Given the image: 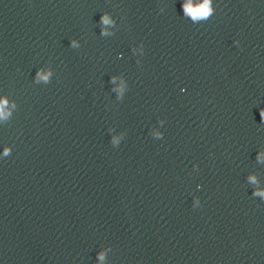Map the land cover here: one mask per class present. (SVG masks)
I'll list each match as a JSON object with an SVG mask.
<instances>
[{
  "label": "water",
  "instance_id": "obj_1",
  "mask_svg": "<svg viewBox=\"0 0 264 264\" xmlns=\"http://www.w3.org/2000/svg\"><path fill=\"white\" fill-rule=\"evenodd\" d=\"M186 2L0 0V264H185L264 220V0Z\"/></svg>",
  "mask_w": 264,
  "mask_h": 264
},
{
  "label": "clouds",
  "instance_id": "obj_2",
  "mask_svg": "<svg viewBox=\"0 0 264 264\" xmlns=\"http://www.w3.org/2000/svg\"><path fill=\"white\" fill-rule=\"evenodd\" d=\"M185 15H190L193 20L197 19H207L212 14L211 0H203L202 3L193 5L192 0H187L183 5ZM102 20L105 24L109 23L107 15L102 17ZM75 45V41H73ZM40 79L47 80V76L44 74H38ZM8 101L6 99L0 100V118H4L7 115L5 111V106ZM9 155V149L5 148L4 156Z\"/></svg>",
  "mask_w": 264,
  "mask_h": 264
}]
</instances>
